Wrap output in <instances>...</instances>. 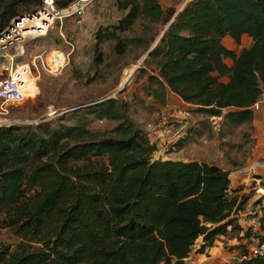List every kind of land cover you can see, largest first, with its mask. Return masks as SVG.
<instances>
[{
	"label": "trees",
	"instance_id": "obj_1",
	"mask_svg": "<svg viewBox=\"0 0 264 264\" xmlns=\"http://www.w3.org/2000/svg\"><path fill=\"white\" fill-rule=\"evenodd\" d=\"M55 1L63 8L74 0ZM114 1L125 13L94 32L98 62L102 41L117 40L114 50L123 53L119 33L145 21L149 36L128 39L144 41L147 51L173 18L137 68L146 75L145 95L164 105L172 92L229 128L252 120L264 89V0H189L177 13L158 0ZM40 5L0 0V31ZM243 35L250 45L224 44L241 45ZM79 108L64 118L0 125V226L19 238L14 248L0 242V264H187L198 238L196 251L204 252L237 228L229 170L156 157V143L118 96ZM93 119L117 123L92 129Z\"/></svg>",
	"mask_w": 264,
	"mask_h": 264
},
{
	"label": "rangeland",
	"instance_id": "obj_2",
	"mask_svg": "<svg viewBox=\"0 0 264 264\" xmlns=\"http://www.w3.org/2000/svg\"><path fill=\"white\" fill-rule=\"evenodd\" d=\"M158 1L162 6L174 7L177 11L189 0ZM124 13L125 11L116 7L114 0H93L86 6L80 23L76 22L74 16L57 18L45 34L27 36L17 48H12L10 50L12 59L5 60V64L8 67H16L28 63L37 87L35 86L21 103L0 101L2 125L35 124L61 115L64 118L69 112L77 111L78 109L74 108L76 106L84 108L95 100L118 96L127 103L130 117L142 126L148 132L151 141L156 143L157 157L166 155L210 162L213 158V163L222 168L225 165L238 166L245 163L252 147L250 123L233 128L220 125V129H217L215 120L200 112H192L189 109L186 111V107H183L180 112L171 113L164 108L165 105H161L152 96L145 95L146 75L137 70L147 58L146 56L143 59L146 53L145 42L128 39L149 36L151 30L146 28L145 21H137L133 27L119 33L120 40L126 43L123 53L114 50L117 40L108 39L99 45L101 61L98 62L94 58L96 56L94 32L98 27L108 26L111 29ZM162 31L163 29L158 32L148 49L156 43ZM57 38H61V41L58 42ZM245 43L243 40L240 46L234 44L233 48L238 50L245 46ZM225 45L229 47L228 43ZM135 66H138L136 70ZM145 68L149 71L152 66ZM129 75L131 78L124 84L122 91L115 92ZM64 121L74 122L72 118H66ZM199 122L207 124V129L201 138L196 137L194 142H190L187 137L190 134L188 127L200 126ZM116 123L114 120L93 119L89 127L108 130ZM217 135H220V143L218 147H214L209 144V139L216 138ZM210 136L212 138H208ZM238 194L241 195H237L236 206L230 215L233 225L237 228L226 235L218 236L217 239L222 247L232 252L236 250L235 253L241 254L246 245H250L251 237L257 235L260 204L254 199L253 190H246L243 193L240 191ZM228 228L230 229V226ZM200 240V238L196 240L194 248H198ZM18 241L19 238L11 229L0 226V242L14 248ZM191 255L192 259L194 255Z\"/></svg>",
	"mask_w": 264,
	"mask_h": 264
},
{
	"label": "built area",
	"instance_id": "obj_3",
	"mask_svg": "<svg viewBox=\"0 0 264 264\" xmlns=\"http://www.w3.org/2000/svg\"><path fill=\"white\" fill-rule=\"evenodd\" d=\"M93 0H74L67 6L59 8L55 0H41V5L36 12L21 14L13 17L0 31V101L4 103L18 104L31 94L36 86L28 63L8 67L5 60L11 61L10 50L17 48L23 38L27 36H39L46 33L48 28L57 18L74 16L77 23L85 12L86 6ZM30 15V16H29ZM37 87V86H36ZM264 103V89L252 104V110H259ZM0 125L2 123L0 122ZM258 172H254L248 165L241 166L239 172L243 176L252 179L251 189L254 191L255 200L259 206V228L257 236H254L246 254L242 258L258 257L264 264V158L255 162ZM258 204V205H259Z\"/></svg>",
	"mask_w": 264,
	"mask_h": 264
},
{
	"label": "crops",
	"instance_id": "obj_4",
	"mask_svg": "<svg viewBox=\"0 0 264 264\" xmlns=\"http://www.w3.org/2000/svg\"><path fill=\"white\" fill-rule=\"evenodd\" d=\"M243 40L246 41L245 46L250 45L251 39L247 35H243L241 37V42H243ZM225 43H228L229 47H231V48H233V45L236 44L230 38H226L224 40V44ZM164 105H165L164 108H167L168 111L171 113H173L175 111L180 112L181 110H183V107H186V111H187V109H189L192 112H196L193 110L194 107L192 105L184 102L183 100H181V98L178 95H176L172 92H169L167 94L166 104H164ZM224 111H225V109H222L223 113H224ZM202 114H204V113H202ZM204 115L206 117H209L210 119L212 118L213 120H215L216 125H217V129H220V125H221V127L224 126L222 116H208L206 114H204ZM199 123H200L199 124L200 126L190 125L188 127V132H190V134H188L187 137L189 138L190 142H194L196 137L201 138L204 134V131L207 129V126H206L207 124H203V122H199ZM249 123L251 124V136L250 137L252 139V147L250 149V155L246 158V162L243 163L242 165H238V166H232V165L227 166V165H225L223 168H222V166H219V165L214 163L215 165H217L221 169L229 170L230 184H229V187L227 190V194L229 196H236V198H237V195H241V194H238L240 191L243 193V191L245 192L246 190L247 191L252 190L251 189L252 179L249 178L248 176H243L239 172V168L241 166L248 165L256 173L259 170H258V167L255 165V162L264 158V103H262L259 110H256V111L253 110V118ZM242 125L243 124H240V125H238V127H240ZM219 136L217 135L216 138H212V136L208 137V138H212V139H209V144L213 145L214 147L215 146L218 147L219 143H220V137ZM180 143H182V142H180ZM201 147L206 148L204 146H201ZM224 148H226V147H224ZM209 150H210V152L215 153L211 149H209ZM155 156L157 157V155H155ZM161 158H163V159H182V160L207 161V160H203V159H184L182 157H169L166 155L162 156ZM211 161H212L211 163H213V158H211ZM207 162H210V161L208 160ZM254 199H255V197H254ZM254 236H257V235H254ZM253 237H251V241H252ZM200 243H201V240L199 241V243L197 245L199 246ZM194 247H193L194 251H192L189 254V256L186 258L187 264H227V263H231V262L239 260L240 255L243 254V253L240 254L239 252L235 253L236 250L234 252H232V250H227L226 248L222 247V244L220 243V241L218 239H216L210 247H207L204 252H197L196 251L197 249ZM248 247L249 246L246 245L245 248L248 249ZM191 254L194 255V257L192 259L190 258Z\"/></svg>",
	"mask_w": 264,
	"mask_h": 264
},
{
	"label": "water",
	"instance_id": "obj_5",
	"mask_svg": "<svg viewBox=\"0 0 264 264\" xmlns=\"http://www.w3.org/2000/svg\"><path fill=\"white\" fill-rule=\"evenodd\" d=\"M179 10H181V9H179ZM179 10H177L176 13H177ZM176 13H175V14H176ZM29 16H30V15H29ZM172 19H173V18H172ZM172 19L168 22V24L172 21ZM168 24H167V25H168ZM167 25H166V26H167ZM166 26H165V28H166ZM165 28H164V29H165ZM164 29H163V30H164ZM154 44H155V43H153V45H154ZM152 47H153V46H152ZM152 47H151V48H152ZM151 48H149V49L146 51L145 55L143 56V59L148 55V52L150 51ZM137 67H138V66H135L134 70H136ZM134 70H132V72H133ZM130 75H131V73H130ZM130 75L128 76V81H129L130 78H131ZM128 81H127V82H128ZM124 84H125V83L120 84L119 87L115 90V92H121L122 89H123V87H124ZM106 98H109V97H104V98H102V99L95 100V101H93L92 103H96V102L101 101V100H104V99H106ZM78 107H81V106H76V107H74V108H78Z\"/></svg>",
	"mask_w": 264,
	"mask_h": 264
},
{
	"label": "bare ground",
	"instance_id": "obj_6",
	"mask_svg": "<svg viewBox=\"0 0 264 264\" xmlns=\"http://www.w3.org/2000/svg\"><path fill=\"white\" fill-rule=\"evenodd\" d=\"M131 73V72H130ZM128 81V77H126L123 81H122V83H126Z\"/></svg>",
	"mask_w": 264,
	"mask_h": 264
}]
</instances>
